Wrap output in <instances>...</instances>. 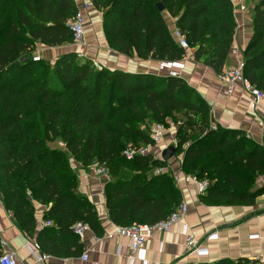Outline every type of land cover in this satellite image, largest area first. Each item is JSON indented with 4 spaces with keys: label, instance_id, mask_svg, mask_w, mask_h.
Instances as JSON below:
<instances>
[{
    "label": "trees",
    "instance_id": "trees-1",
    "mask_svg": "<svg viewBox=\"0 0 264 264\" xmlns=\"http://www.w3.org/2000/svg\"><path fill=\"white\" fill-rule=\"evenodd\" d=\"M102 14L108 47L140 60L183 59L162 13L194 49L196 62L222 73L237 24L231 0H90ZM255 1L243 77L264 93V0ZM161 4L163 12L156 8ZM74 0H0V196L18 228L39 250L67 259L82 250L73 226L101 236L94 205L78 192L71 160L104 164L108 219L118 227L154 224L181 204L168 162L151 154L124 158L128 146L151 143L150 127L176 128L173 157L180 170L208 186L199 202L212 207L255 205L264 195V146L242 130L219 126L200 94L181 78L97 70L74 52L53 62L32 60L37 45L73 44L68 21ZM35 204L45 207L36 233ZM2 250L0 247V254ZM207 264V263H206ZM208 264H262L222 258Z\"/></svg>",
    "mask_w": 264,
    "mask_h": 264
},
{
    "label": "crops",
    "instance_id": "crops-1",
    "mask_svg": "<svg viewBox=\"0 0 264 264\" xmlns=\"http://www.w3.org/2000/svg\"><path fill=\"white\" fill-rule=\"evenodd\" d=\"M85 19V45H68L48 48L37 45L32 56H39L53 62L58 56L74 52L96 64L99 69L122 71L135 74H151L167 77L158 61L140 60L135 56L127 57L110 49L102 30V14L92 6L83 10L82 6L90 0H74ZM234 6V19L237 24L234 40L228 52L222 72L243 62V52L252 36L253 5H247L241 11L240 0H231ZM170 32L176 28L175 19L167 12L162 13ZM194 49L185 51L184 69L180 78L194 88L211 108L215 123L225 129L242 130L254 142L264 146V98L252 106V98L245 93L240 83L236 89L226 91L219 80V75L212 69L196 62ZM175 129H167L163 142L150 150L155 159H162L163 151L175 145ZM172 159V158H171ZM170 159V160H171ZM167 161L165 172L169 171L181 193V202L187 204L188 212L184 222L172 226L165 233H155L144 246L146 264H208L222 258H244L249 261L264 256V195L257 198L252 207H212L199 202L197 183L193 177L186 176L180 170L181 158ZM71 166L78 177V192L94 205L103 234L97 236L90 229L80 239L81 252L71 258L59 259L42 253L35 241L22 232L12 216L4 207L0 196V241L6 243L2 251H12L20 264H130L132 251L130 239L118 233L121 227L115 226L109 219L105 207L103 187L105 181L96 177L90 168H83L73 162ZM264 183V177L258 184ZM45 207L35 204L36 233L45 223ZM186 225L199 246L208 250V256L196 257L189 254L184 246L185 237L182 226ZM215 233L217 239L208 241L207 236ZM256 236V238H252ZM27 246L29 248H27ZM87 259L83 261L81 255ZM133 264H141L135 260Z\"/></svg>",
    "mask_w": 264,
    "mask_h": 264
},
{
    "label": "built area",
    "instance_id": "built-area-1",
    "mask_svg": "<svg viewBox=\"0 0 264 264\" xmlns=\"http://www.w3.org/2000/svg\"><path fill=\"white\" fill-rule=\"evenodd\" d=\"M241 6L239 9L241 11H245L247 5L252 3V0H240ZM92 7L91 1L87 2L82 6L83 10H87ZM68 27L70 33L72 35V40L74 45H85V19L83 12L77 10V13L74 17H72L68 21ZM172 35L179 47H181L184 51L188 50L190 47L185 39V37L180 33V31L175 28L172 32ZM79 57L84 58L83 54H78ZM33 61H39V56H32ZM97 70H100L96 64H93ZM159 66L161 69L166 71L167 77L172 78H180V72L184 69L183 60L174 61V62H160ZM243 62L239 63L233 68H230L226 71H223L219 75V80L221 81L223 86H226V91H233L236 88V84L240 83L243 91L249 94L252 98V106L253 108L256 104L264 98V93L259 91L256 87H254L248 80L243 77ZM166 135V129L163 125L154 124L150 127L149 138L151 143L146 146H137L132 147L128 146L124 151V158L126 160H133L135 157H143L150 154V150L153 147L159 146ZM91 172L98 178L106 181L109 179L107 168L104 164L94 163L90 167ZM165 172V168H161L155 171L156 174ZM208 186V182L206 180L199 181L197 183L198 194L201 195L204 193L205 189ZM188 212L187 204L181 202L178 208L173 211L166 219L156 222L154 224H132L128 227H121L118 229V233L122 236H125L130 239V247L132 251V256L130 259V264H133L135 260L141 262V264H146L144 259V246L148 239H150L155 233H165L172 226L184 222L186 219ZM51 222H47L45 226H50ZM89 230V227L83 223H76L73 226L74 234L82 239L85 233ZM182 234L185 237L184 246L189 254H193L196 257H206L208 256V250L198 245L195 237L189 232V229L186 225L182 226ZM252 238H256L253 236ZM217 239V235L215 233L209 234L207 236L208 241H213ZM1 250L6 247V243L4 241H0ZM27 248H29L27 246ZM81 259L85 261L87 259V255L83 253L81 255ZM251 261H257L259 263L264 264V256H260L257 259H252ZM0 264H20L17 260L15 253L12 251H2L0 254Z\"/></svg>",
    "mask_w": 264,
    "mask_h": 264
},
{
    "label": "water",
    "instance_id": "water-1",
    "mask_svg": "<svg viewBox=\"0 0 264 264\" xmlns=\"http://www.w3.org/2000/svg\"><path fill=\"white\" fill-rule=\"evenodd\" d=\"M156 8L158 9L159 12H163V10H164V8L161 4H157ZM173 155H174V147L169 146L163 151L161 160L167 162L171 158H173Z\"/></svg>",
    "mask_w": 264,
    "mask_h": 264
},
{
    "label": "rangeland",
    "instance_id": "rangeland-1",
    "mask_svg": "<svg viewBox=\"0 0 264 264\" xmlns=\"http://www.w3.org/2000/svg\"><path fill=\"white\" fill-rule=\"evenodd\" d=\"M252 5L254 6L255 5V1H252ZM170 128L171 129H175V127L173 125H170ZM173 159H178V157H173L170 161H172Z\"/></svg>",
    "mask_w": 264,
    "mask_h": 264
}]
</instances>
